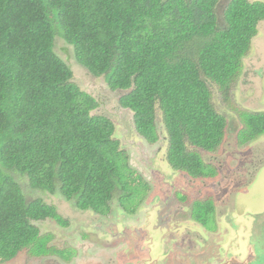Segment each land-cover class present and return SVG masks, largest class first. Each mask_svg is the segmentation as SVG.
<instances>
[{
    "label": "trees",
    "instance_id": "16d2710c",
    "mask_svg": "<svg viewBox=\"0 0 264 264\" xmlns=\"http://www.w3.org/2000/svg\"><path fill=\"white\" fill-rule=\"evenodd\" d=\"M0 0V263L26 249L52 253L32 221L66 223L39 199L27 201L12 175L59 194L79 211L106 215L109 203L130 202L125 154L112 122L92 114L96 100L73 82L54 51L72 47L77 65L103 78L137 133L157 141L166 133V161L193 178L207 167L188 147L211 152L224 139L206 81L221 91L234 81L264 21V3L229 0ZM242 144L264 135V114H246ZM121 167V169H120ZM136 204V203H135ZM209 202H195L193 215ZM108 211V212H106Z\"/></svg>",
    "mask_w": 264,
    "mask_h": 264
},
{
    "label": "rangeland",
    "instance_id": "374dc122",
    "mask_svg": "<svg viewBox=\"0 0 264 264\" xmlns=\"http://www.w3.org/2000/svg\"><path fill=\"white\" fill-rule=\"evenodd\" d=\"M228 1L219 0L217 19H222ZM54 51L70 67L73 82L96 100L98 108L92 114L112 122L113 138L127 158L126 166L134 171L120 172L129 185L130 202L121 205L115 196L106 215L79 211L61 195L33 189L26 177L12 175L27 201L39 199L51 206L66 225L50 219L31 222L40 236H48L52 251H61L59 255L35 257L24 249L0 264H219L237 244L242 255L252 247V264H264V135L244 145L239 140L245 115L264 114V21L227 91L206 81L213 108L225 119L226 133L216 151L187 148L207 167L203 178L189 177L167 164L159 111L157 141L151 144L135 130L132 113L119 106L123 93L110 92L103 78L77 65L72 47L61 39L56 38ZM207 200L213 217L210 204L200 211L201 221L192 217L193 204Z\"/></svg>",
    "mask_w": 264,
    "mask_h": 264
},
{
    "label": "flooded vegetation",
    "instance_id": "af4514ba",
    "mask_svg": "<svg viewBox=\"0 0 264 264\" xmlns=\"http://www.w3.org/2000/svg\"><path fill=\"white\" fill-rule=\"evenodd\" d=\"M244 59V58H243ZM243 61V60H242ZM241 68H242V64H241ZM241 70V69H240ZM239 74V73H238ZM249 114H252V115H255L256 113H249ZM221 116V115H220ZM242 128H243V126H242ZM241 128V129H242ZM240 129V130H241ZM225 133H226V131H225ZM225 136V135H224ZM223 142V141H222ZM222 142H221V144H222ZM248 143V142H247ZM246 143V144H247ZM221 144H220V146H221ZM244 145V144H243ZM219 146V147H220ZM218 147V148H219ZM217 148V149H218ZM217 149H215V150H213V151H216ZM165 160H166V154H165ZM167 162V161H166ZM168 164V163H167ZM169 165V164H168ZM176 171V170H175ZM180 172H182V171H180ZM187 176H189L188 174H186ZM190 177V176H189ZM201 178H203V177H201ZM196 179V178H195ZM181 199H183V198H181ZM197 202H200V201H197ZM206 202H209V204L211 205V202H210V200H207V201H203V202H201V203H206ZM193 210V209H192ZM214 208L212 207V205H211V211H212V217H213V215H214ZM192 217H194V215H193V212H192ZM200 223V222H199ZM235 251L233 252V254L232 253H226L225 255H224V258H223V260L219 263V264H252L255 260H256V253H255V251L253 250V249H251L252 247L251 246H247V249H246V251L244 252V254L242 255V253L240 252L241 251V249L239 248V245L237 244L236 246H235ZM58 254V253H57ZM49 255H51V254H49ZM49 255H46V256H49ZM59 255V254H58Z\"/></svg>",
    "mask_w": 264,
    "mask_h": 264
}]
</instances>
